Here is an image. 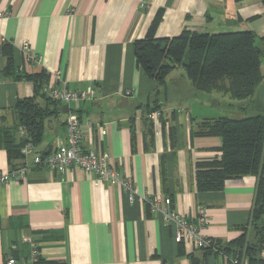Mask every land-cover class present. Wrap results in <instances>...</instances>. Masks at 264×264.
I'll return each instance as SVG.
<instances>
[{"label":"crops","instance_id":"1","mask_svg":"<svg viewBox=\"0 0 264 264\" xmlns=\"http://www.w3.org/2000/svg\"><path fill=\"white\" fill-rule=\"evenodd\" d=\"M0 11L7 13L0 17V126L17 123L14 107L19 99L34 98L53 108L48 89L62 84L59 73L71 89L95 90L92 100L70 105L81 117L85 146L108 153L111 165L131 177L140 194L170 197L172 208L192 221L203 210L207 221L202 232L219 248L241 235L251 219L256 176L228 179L219 190H199L196 184V161L219 156L221 138L193 136L190 126L223 115L213 104L219 98L182 100L169 89L166 101H172L163 104L161 95L155 96L157 81L137 64L134 42L155 21L157 37H172L184 29H251L263 38L262 0H0ZM25 42L40 63L27 62ZM11 49L15 70L42 75L41 89L32 80L4 74ZM175 70L170 79L177 77ZM156 98L162 114L150 120ZM66 118L62 110L45 117L42 139L31 144L32 153L47 154L66 141ZM10 167L6 149L0 148V170ZM33 243L40 264L227 260L220 250L176 242L174 226L148 202H131L120 186L78 166L62 174L36 166L27 178L0 185V264L10 255L27 257Z\"/></svg>","mask_w":264,"mask_h":264},{"label":"trees","instance_id":"2","mask_svg":"<svg viewBox=\"0 0 264 264\" xmlns=\"http://www.w3.org/2000/svg\"><path fill=\"white\" fill-rule=\"evenodd\" d=\"M235 1L241 3L244 0ZM155 22L144 37L134 42L137 64L158 83L155 96L167 89L171 72L180 68L184 69L187 78L182 80L181 86L187 80L191 92H218L239 100L251 99L257 93L264 80V37L259 38L251 29L217 32L184 29L172 37H157ZM8 45L4 44V48ZM6 57L4 74L12 73L17 79L32 80L38 90L41 89L42 75L18 73L12 49ZM48 100L54 104L53 108L40 105L34 98L19 99L14 107L17 123L0 126V148L6 149L11 167L23 162L16 163L21 157L25 158L21 151L23 145H37L41 141L45 117L61 110L55 100ZM159 102V98L152 102V111L159 107ZM255 104L257 110L243 117L220 115L192 121L190 132L193 136L221 138L219 156L196 161L199 190H219L228 179L256 176L250 221L242 227L240 236L223 247L219 248V243L214 247L230 259L240 257L248 264H264V99L261 97ZM20 126L26 129L22 136L18 135ZM214 247L206 250L210 252Z\"/></svg>","mask_w":264,"mask_h":264},{"label":"built area","instance_id":"3","mask_svg":"<svg viewBox=\"0 0 264 264\" xmlns=\"http://www.w3.org/2000/svg\"><path fill=\"white\" fill-rule=\"evenodd\" d=\"M7 13L0 11V17ZM24 53L27 62L40 63V56L36 55L28 42L24 43ZM57 80L61 81L60 86H52L48 89V96L57 102V106L63 111V106H68L66 112V130L67 139L59 144L52 152L47 154L32 153V145L27 143L21 148L25 156L23 162L17 166L10 167L7 171L0 170V185L10 181H20L27 178L29 171L36 166L46 167L52 173L62 174L71 166H78L86 172L95 174L97 178L109 181L113 185L120 186L128 196L131 202L141 198L150 204L153 212L158 213L164 221L172 224L175 229V241L182 243L184 241L192 244L196 249L206 250L208 247H214V241L207 237L203 232V226L207 219L205 214H200L196 221L190 220L186 215L172 208L170 197H161L154 194H140L135 186L134 180L129 176H123L117 169L111 165L108 153H102L85 146L82 131L81 117L77 111L71 108V103L77 100H92L95 90L71 89L67 86L65 79L59 73L56 74ZM129 93V92H127ZM161 111L155 109L148 115V119L154 120L161 116ZM90 120L88 119V122ZM19 135H24L26 129L20 126ZM31 154V158H29ZM212 249H216L215 247ZM217 250V249H216ZM41 254L35 243L32 244L27 257L18 259L15 256H9L6 264H40ZM211 264H248L243 258H228L224 262H215Z\"/></svg>","mask_w":264,"mask_h":264},{"label":"rangeland","instance_id":"4","mask_svg":"<svg viewBox=\"0 0 264 264\" xmlns=\"http://www.w3.org/2000/svg\"><path fill=\"white\" fill-rule=\"evenodd\" d=\"M263 72H264V67H263ZM174 73H176L177 77L171 78V79L170 77H168L167 89L166 90L163 89V92L160 94L163 100V104H166V105H168V103L169 102L171 103L172 101L170 98H168V100L166 101L168 90L171 89L172 93L169 91V94L170 95L174 94L180 97V99L182 100L183 99L188 100L190 97H198L197 99H204V98L208 99L211 97L213 98L217 97L219 98L218 103L216 104V101L214 100L213 104L216 107H219L220 109L223 110V115H228L232 117H243L257 110L258 106L255 103H257L258 99H261V97L264 99V80L258 87L257 93L253 96V98L251 99L248 98L246 100H239V99H232L228 95H224L222 97V95H215V93L210 94V93L202 92V91L196 92V95L191 94L190 91L188 90L189 85H188L187 80H186L187 82L186 86H181V82L184 79V75H185L184 69L180 68V71L177 69L174 71ZM172 87L176 88L175 91H173ZM176 106L180 107L179 105L175 104V107ZM197 106H198L197 104L194 105L195 108ZM241 106H245V108H242Z\"/></svg>","mask_w":264,"mask_h":264},{"label":"water","instance_id":"5","mask_svg":"<svg viewBox=\"0 0 264 264\" xmlns=\"http://www.w3.org/2000/svg\"><path fill=\"white\" fill-rule=\"evenodd\" d=\"M63 112H64V113L68 112V106H67V105H64V106H63Z\"/></svg>","mask_w":264,"mask_h":264}]
</instances>
